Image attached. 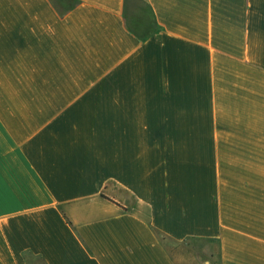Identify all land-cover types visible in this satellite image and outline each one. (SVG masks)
<instances>
[{
	"label": "crops",
	"instance_id": "crops-1",
	"mask_svg": "<svg viewBox=\"0 0 264 264\" xmlns=\"http://www.w3.org/2000/svg\"><path fill=\"white\" fill-rule=\"evenodd\" d=\"M0 264H264V0H0Z\"/></svg>",
	"mask_w": 264,
	"mask_h": 264
}]
</instances>
